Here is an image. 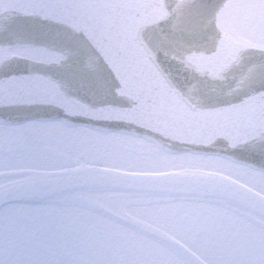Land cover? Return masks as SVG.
Instances as JSON below:
<instances>
[{
  "label": "water",
  "instance_id": "95a60500",
  "mask_svg": "<svg viewBox=\"0 0 264 264\" xmlns=\"http://www.w3.org/2000/svg\"><path fill=\"white\" fill-rule=\"evenodd\" d=\"M228 1L0 0V122L124 134L264 173V51L215 29Z\"/></svg>",
  "mask_w": 264,
  "mask_h": 264
},
{
  "label": "flooded vegetation",
  "instance_id": "af4514ba",
  "mask_svg": "<svg viewBox=\"0 0 264 264\" xmlns=\"http://www.w3.org/2000/svg\"><path fill=\"white\" fill-rule=\"evenodd\" d=\"M109 175L122 180L93 185ZM0 264H264V173L124 134L0 122Z\"/></svg>",
  "mask_w": 264,
  "mask_h": 264
},
{
  "label": "rangeland",
  "instance_id": "374dc122",
  "mask_svg": "<svg viewBox=\"0 0 264 264\" xmlns=\"http://www.w3.org/2000/svg\"><path fill=\"white\" fill-rule=\"evenodd\" d=\"M218 28L237 44L264 50V0H232Z\"/></svg>",
  "mask_w": 264,
  "mask_h": 264
},
{
  "label": "bare ground",
  "instance_id": "6f19581e",
  "mask_svg": "<svg viewBox=\"0 0 264 264\" xmlns=\"http://www.w3.org/2000/svg\"><path fill=\"white\" fill-rule=\"evenodd\" d=\"M229 2H230V1L227 2V5L229 4ZM221 15H222L221 13H218L219 20L222 19V16H221ZM215 29H216L217 31L220 30V29L218 28V25H215ZM221 36H222L223 38H226L229 42H231V43H233V44H237V43H235L234 41L228 39V38H227L222 32H221Z\"/></svg>",
  "mask_w": 264,
  "mask_h": 264
}]
</instances>
